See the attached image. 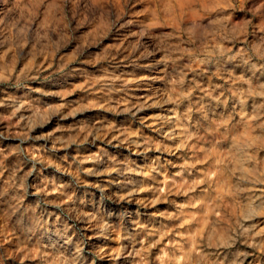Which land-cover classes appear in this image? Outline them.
Returning a JSON list of instances; mask_svg holds the SVG:
<instances>
[{
	"label": "clouds",
	"instance_id": "9594fccd",
	"mask_svg": "<svg viewBox=\"0 0 264 264\" xmlns=\"http://www.w3.org/2000/svg\"><path fill=\"white\" fill-rule=\"evenodd\" d=\"M0 264H264V0H0Z\"/></svg>",
	"mask_w": 264,
	"mask_h": 264
},
{
	"label": "rangeland",
	"instance_id": "374dc122",
	"mask_svg": "<svg viewBox=\"0 0 264 264\" xmlns=\"http://www.w3.org/2000/svg\"><path fill=\"white\" fill-rule=\"evenodd\" d=\"M79 82H80L79 79L58 80L56 82L55 86L51 87L50 90L51 91H70L75 86V84H77ZM13 94L16 95V93H13ZM80 100H81V94L80 93H74L72 96L67 98V102H70V103H75V102L80 101ZM46 102L47 103H59L60 101L58 99H48ZM98 118H100V114L92 112V113H89L87 115V117L84 118V120H85V122L95 123L96 119H98ZM57 123H59V122H57ZM75 123H76V121L69 120V121L63 122V126L67 127V126H69L71 124H75ZM54 126H56V125L54 124L52 127H54ZM124 126H128V125L125 124ZM48 130H51V127Z\"/></svg>",
	"mask_w": 264,
	"mask_h": 264
}]
</instances>
